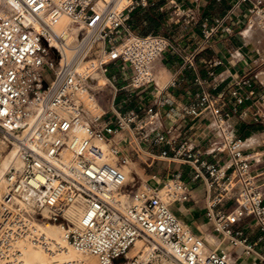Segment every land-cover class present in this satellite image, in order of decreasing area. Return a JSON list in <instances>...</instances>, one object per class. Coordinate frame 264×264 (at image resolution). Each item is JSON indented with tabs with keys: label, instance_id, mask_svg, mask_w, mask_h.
<instances>
[{
	"label": "built area",
	"instance_id": "obj_1",
	"mask_svg": "<svg viewBox=\"0 0 264 264\" xmlns=\"http://www.w3.org/2000/svg\"><path fill=\"white\" fill-rule=\"evenodd\" d=\"M148 1L0 0V155L10 154L0 173V264L21 261V240L48 251L36 229L46 222H59L70 246L99 264H264V182L255 170L264 133L245 145L228 121L248 101L252 121L264 118V46L226 92L201 88L182 106L204 146L173 136L149 100L153 67L170 43L129 25ZM177 9L184 24L200 23L205 42L223 21ZM248 12L247 24L264 28V2L251 0ZM61 15L74 31L55 28ZM192 61L189 53L184 62ZM183 203L200 206L217 242L174 213ZM71 208H82L76 223Z\"/></svg>",
	"mask_w": 264,
	"mask_h": 264
},
{
	"label": "crops",
	"instance_id": "obj_2",
	"mask_svg": "<svg viewBox=\"0 0 264 264\" xmlns=\"http://www.w3.org/2000/svg\"><path fill=\"white\" fill-rule=\"evenodd\" d=\"M250 4L251 0H149L147 6L132 14L129 25L134 32L160 34L170 43L153 67L154 91L149 98L158 112L162 129L171 127L173 136L201 140V146L206 144L200 123L183 116L182 106L201 88L214 93L226 92L233 78L254 69L256 51L264 46V40H255L248 28L244 34ZM174 5L177 11L193 7L211 23L214 18H223V21L205 42L200 23L184 24L181 17L173 15ZM189 53L193 54L191 66L184 62ZM124 72L128 70L124 68ZM172 79L175 84L169 85ZM107 93L108 90L102 92L100 98L104 107ZM165 98L166 101L159 103ZM248 104L250 101L238 106L228 120L236 135L248 137L245 145L257 143L264 133V118L261 122L252 121L254 107ZM138 170L142 177H148V168L138 167ZM255 170L261 173L260 180L264 182V157L255 164ZM172 209L195 233H202L210 245L217 242L218 237L207 227L200 206L183 203L174 204Z\"/></svg>",
	"mask_w": 264,
	"mask_h": 264
},
{
	"label": "bare ground",
	"instance_id": "obj_3",
	"mask_svg": "<svg viewBox=\"0 0 264 264\" xmlns=\"http://www.w3.org/2000/svg\"><path fill=\"white\" fill-rule=\"evenodd\" d=\"M99 3H101V0H99ZM64 27L69 28L72 31L75 30L74 27L68 22L67 17L64 15H61L58 19V22L55 28L60 31ZM98 145L101 147L104 145V147L101 148L105 154L104 159L106 161L110 160V162H112L111 155L108 154V151H109L108 145L101 141L98 143ZM5 147H6L5 144L0 141V150H4ZM9 158H10V154L6 153L5 155L4 154L0 155V173L6 167L9 161ZM81 211H82V208H76V209L71 208L67 211V214L69 215L70 219L76 223ZM55 224L54 222H46L44 224H38L36 226L37 231L45 234L46 237L50 241V247L48 251L43 249L39 245H33L29 243L28 241L21 240L17 243L19 249L22 252L21 259H20L21 261L14 263V264H49L50 258H54V257H58L60 261L84 262L85 257H83L82 254L76 252L70 246L66 238L65 228L59 223H57L58 225H55ZM139 246H140L139 242H136L130 248L128 255L131 256L135 254L137 250L139 249ZM94 258L96 259V257Z\"/></svg>",
	"mask_w": 264,
	"mask_h": 264
},
{
	"label": "rangeland",
	"instance_id": "obj_4",
	"mask_svg": "<svg viewBox=\"0 0 264 264\" xmlns=\"http://www.w3.org/2000/svg\"><path fill=\"white\" fill-rule=\"evenodd\" d=\"M254 25H252L251 23H248L247 27L244 29V34H245V30L248 28L247 31L251 34V37H254L255 40H264V28H260V27H257L256 25L255 26ZM258 71H259V73L257 74V77L262 83H264V66H261L258 69ZM107 90H108V93L106 95L108 97L109 96V89L107 88ZM102 147H104V145ZM102 147L100 146V148H102ZM2 155H3V153H2ZM108 161L110 162V160H108ZM123 169L126 172L128 169V166H125ZM197 222L198 221H194V223H197ZM55 223H54L55 225H58L57 223H59V222H55ZM83 257H85V261L82 262L84 264H99V263H97L96 259L92 256L83 255ZM53 259L60 260V259H58V257H54V258H50V262ZM50 262H49V264H50Z\"/></svg>",
	"mask_w": 264,
	"mask_h": 264
}]
</instances>
